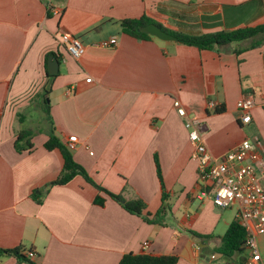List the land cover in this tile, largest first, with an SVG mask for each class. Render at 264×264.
Returning a JSON list of instances; mask_svg holds the SVG:
<instances>
[{"label":"crops","instance_id":"crops-1","mask_svg":"<svg viewBox=\"0 0 264 264\" xmlns=\"http://www.w3.org/2000/svg\"><path fill=\"white\" fill-rule=\"evenodd\" d=\"M143 15L174 31L235 29L263 24L264 0H0V264H119L127 253L200 264L205 239L236 219L237 206L197 196L198 164L173 102L180 99L202 119L214 156L258 137L264 157V42L201 50L123 32L122 20ZM181 16L200 31L171 25ZM58 32L80 38L85 53L70 55ZM114 36V47L95 45ZM50 56L59 61L54 75ZM244 95L255 101L247 125L237 109ZM52 127L63 143L78 137L76 161L108 190L143 199L153 214L166 193V225L147 222L106 194L99 206L98 189L81 175L54 184L64 159L45 147ZM22 130L33 148L20 152ZM257 242L264 255V234ZM16 248L35 256L6 252Z\"/></svg>","mask_w":264,"mask_h":264},{"label":"built area","instance_id":"built-area-1","mask_svg":"<svg viewBox=\"0 0 264 264\" xmlns=\"http://www.w3.org/2000/svg\"><path fill=\"white\" fill-rule=\"evenodd\" d=\"M57 38L64 44L75 58H80L86 50L82 40L74 35L58 32ZM118 43L117 37L102 39L95 43L98 47H114ZM87 82L92 78L88 77ZM178 114L183 117L189 138L193 145L192 157L198 164L197 196L211 198L216 206H237L236 219L246 228L249 236L246 249L249 256L241 264H264V255L258 248L257 237L264 234V157L258 145V137H245L232 149L214 156L205 140V126L197 115H190L180 99L173 102ZM209 106L215 107L214 101ZM255 106L252 95H244L237 102L239 120L243 125L252 122ZM78 137L70 135L67 144L74 149ZM149 241H145L143 248L147 249ZM28 257H34V251H23ZM212 256V258H214Z\"/></svg>","mask_w":264,"mask_h":264},{"label":"trees","instance_id":"trees-1","mask_svg":"<svg viewBox=\"0 0 264 264\" xmlns=\"http://www.w3.org/2000/svg\"><path fill=\"white\" fill-rule=\"evenodd\" d=\"M157 23L163 29L178 37V41L191 46H196L201 50H212L215 48H221L232 43H241L249 41L250 45L245 48H254L260 46L264 42V23L254 26H245L235 29H216L205 32H185L174 31L166 28L161 23L154 19L143 15L139 18L124 19L121 21L122 30L124 33L131 35L138 39H149L152 35L143 33L140 31V27L149 23ZM243 49L235 50L237 55L242 53ZM54 77V76H51ZM46 111L49 113V107H46ZM222 109H217V112H221ZM15 147L18 151H23L33 148L31 142V134L22 130L16 139ZM45 147L48 150L59 149L63 155L64 163L63 169L60 175L54 180V184H66L71 181L75 176L81 175L85 180L91 183L98 189V194L95 198V203L99 206H104L106 197L104 194L110 196L112 199L121 204L127 211L142 216L149 223H157L163 226L166 225L165 217L169 211V204L166 203L167 195L163 193V205L156 213L147 212V204L141 198L125 199L121 194L114 193L102 185L95 182L88 174L87 170L76 161L73 150L67 143H63L59 136L56 135L55 129L52 127L49 132V139L45 142ZM158 178L164 189V181L161 173V168L156 160ZM248 232L246 228L237 220H233L225 234L221 237L220 251L223 257L229 262L236 257L242 256L243 261L246 259V242L248 239ZM0 251H5L1 250ZM23 249H9L7 253H11L18 258L26 259L27 257L23 253ZM179 258L177 255H162L156 256L148 253H127L120 260L119 264H177Z\"/></svg>","mask_w":264,"mask_h":264},{"label":"rangeland","instance_id":"rangeland-1","mask_svg":"<svg viewBox=\"0 0 264 264\" xmlns=\"http://www.w3.org/2000/svg\"><path fill=\"white\" fill-rule=\"evenodd\" d=\"M171 25L186 31H200L201 28V25H199L195 20H192L189 17L184 18V16L173 19ZM234 210H236V207L234 208ZM226 229V226L219 225V227L214 233V238L207 237L205 239V243L207 246L201 252L200 264H240L244 262L242 256L232 259L231 262H226L227 259L223 256L212 258V255L214 253L220 251L221 240L219 238L225 234ZM248 252L249 251L246 249V256L248 255Z\"/></svg>","mask_w":264,"mask_h":264},{"label":"water","instance_id":"water-1","mask_svg":"<svg viewBox=\"0 0 264 264\" xmlns=\"http://www.w3.org/2000/svg\"><path fill=\"white\" fill-rule=\"evenodd\" d=\"M140 31L143 33L150 34L152 36L158 37L162 40H175L178 41V37L171 34L170 32L163 29L157 23H149L140 27ZM59 72V61L54 59L52 56L49 58V74L54 75Z\"/></svg>","mask_w":264,"mask_h":264}]
</instances>
